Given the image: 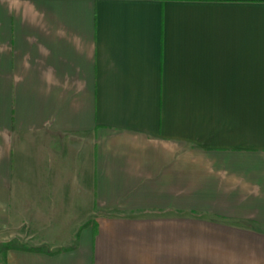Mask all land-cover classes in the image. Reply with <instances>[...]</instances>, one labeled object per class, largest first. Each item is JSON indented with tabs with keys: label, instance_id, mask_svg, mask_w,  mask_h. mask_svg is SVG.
Here are the masks:
<instances>
[{
	"label": "crops",
	"instance_id": "0c3cea01",
	"mask_svg": "<svg viewBox=\"0 0 264 264\" xmlns=\"http://www.w3.org/2000/svg\"><path fill=\"white\" fill-rule=\"evenodd\" d=\"M3 264H264V0H0Z\"/></svg>",
	"mask_w": 264,
	"mask_h": 264
},
{
	"label": "rangeland",
	"instance_id": "374dc122",
	"mask_svg": "<svg viewBox=\"0 0 264 264\" xmlns=\"http://www.w3.org/2000/svg\"><path fill=\"white\" fill-rule=\"evenodd\" d=\"M26 238H31L29 235H24V236H15L12 239L8 240H1L0 241V264H3V258L4 254L7 250L13 248L14 246H18V243H24L26 245L28 243Z\"/></svg>",
	"mask_w": 264,
	"mask_h": 264
}]
</instances>
